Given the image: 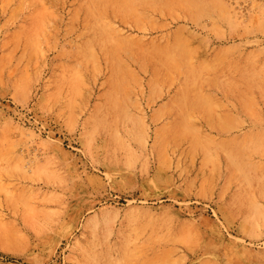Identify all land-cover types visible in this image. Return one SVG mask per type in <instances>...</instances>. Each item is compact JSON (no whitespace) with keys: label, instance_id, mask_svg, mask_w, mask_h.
<instances>
[{"label":"rangeland","instance_id":"1","mask_svg":"<svg viewBox=\"0 0 264 264\" xmlns=\"http://www.w3.org/2000/svg\"><path fill=\"white\" fill-rule=\"evenodd\" d=\"M0 264H264V0H0Z\"/></svg>","mask_w":264,"mask_h":264}]
</instances>
